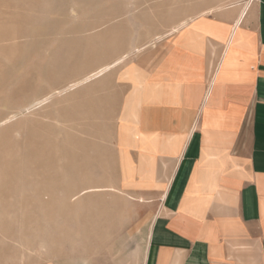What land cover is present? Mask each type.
<instances>
[{
    "label": "crops",
    "instance_id": "crops-1",
    "mask_svg": "<svg viewBox=\"0 0 264 264\" xmlns=\"http://www.w3.org/2000/svg\"><path fill=\"white\" fill-rule=\"evenodd\" d=\"M181 22L101 77L118 113L86 139L64 220L86 240L39 247L35 264H95L88 239L117 236L93 225L95 196L151 215L142 264H264V0Z\"/></svg>",
    "mask_w": 264,
    "mask_h": 264
},
{
    "label": "rangeland",
    "instance_id": "rangeland-1",
    "mask_svg": "<svg viewBox=\"0 0 264 264\" xmlns=\"http://www.w3.org/2000/svg\"><path fill=\"white\" fill-rule=\"evenodd\" d=\"M244 1L0 0V264L86 240L69 235L68 200L85 180L86 139L113 132L119 99L101 77L72 85L126 53L121 73L186 17ZM99 198L90 208L105 222L93 225L117 236L88 239L95 264H142L151 215Z\"/></svg>",
    "mask_w": 264,
    "mask_h": 264
},
{
    "label": "bare ground",
    "instance_id": "bare-ground-1",
    "mask_svg": "<svg viewBox=\"0 0 264 264\" xmlns=\"http://www.w3.org/2000/svg\"><path fill=\"white\" fill-rule=\"evenodd\" d=\"M244 5V4H243ZM232 6V5H231ZM234 6V5H233ZM219 11V10H218ZM245 11V10H244ZM206 13V12H205ZM212 14V13H211ZM242 16V15H241ZM187 20V19H186ZM189 20V19H188ZM190 22V21H189ZM182 22L177 26V27H174L172 28V30L170 32H175L177 31V29L179 27L182 26ZM169 32V33H170ZM160 37V36H159ZM159 37H156L157 39ZM156 39V40H157ZM155 41V40H153ZM141 48V47H140ZM140 48H135L134 51L135 52H138L140 50ZM140 52V51H139ZM127 57V54H122V56L118 57L116 60H114L112 63L110 64H107V65H104L102 66L101 68L97 69L95 72H93L92 74H90V76L86 77V78H83L81 81L79 82H76L75 84L72 85V87H77V86H80V85H83V84H86L87 82L90 81V78L92 79H97L99 77H102L105 73L109 72L110 70L114 69L115 67L119 66L123 61L124 59Z\"/></svg>",
    "mask_w": 264,
    "mask_h": 264
}]
</instances>
